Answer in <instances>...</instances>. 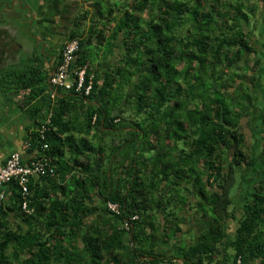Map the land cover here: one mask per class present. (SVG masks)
I'll use <instances>...</instances> for the list:
<instances>
[{
  "label": "trees",
  "instance_id": "1",
  "mask_svg": "<svg viewBox=\"0 0 264 264\" xmlns=\"http://www.w3.org/2000/svg\"><path fill=\"white\" fill-rule=\"evenodd\" d=\"M87 2L67 35L78 42L70 69L85 70L81 91L49 84L64 44L52 67L36 55L0 64V95L20 94L15 106L36 126L27 149L50 157L55 169L29 178L30 213L19 187L5 186L0 264H164L154 210L173 219L170 236L180 229L178 212H192L197 240L180 250L189 264H211L233 224V264H264V113L253 115L262 135L250 155L242 122L251 120L262 82L264 0ZM65 149L71 166L61 172ZM247 166L257 169L246 182ZM94 194L118 204V214L107 209L116 224L87 225L97 207L85 201Z\"/></svg>",
  "mask_w": 264,
  "mask_h": 264
},
{
  "label": "crops",
  "instance_id": "2",
  "mask_svg": "<svg viewBox=\"0 0 264 264\" xmlns=\"http://www.w3.org/2000/svg\"><path fill=\"white\" fill-rule=\"evenodd\" d=\"M52 1L53 3H55L56 1H57L56 3L59 2L58 0L37 1L38 2L37 3L38 5L36 7L37 12H35V17L37 22L36 31L38 32V34L43 36L44 38L43 42H45V44L50 47L49 53L46 54L45 52L43 53V56L44 57L46 56L49 59L48 61H46L45 64L51 67L53 66V61H54L53 59L57 56L59 49L67 41L66 40L67 38H61L54 31L55 29L52 30L51 28H49V25L54 23L50 17L49 11H47L45 8H47L49 2L51 3ZM57 6L58 4L55 5V7ZM54 43L58 44L57 48H55ZM14 51L15 50H11L10 54L17 53L18 50H16L15 52ZM3 52L0 51L1 65L3 64V61L6 62L9 57L7 51H5L4 53ZM258 55L264 56V46L262 47L258 46ZM36 57L39 58L38 54H36ZM15 58H16L15 61H17L19 57L17 56ZM5 64L7 63H4L3 65ZM106 67L107 65H104V67H102L95 73L98 81H101L104 72L106 70ZM261 77H262L261 85L254 88L256 101L254 102V107L250 109L251 112L250 121L257 120L256 118L253 117L254 114L257 117V115H259L260 113L262 114L264 113V88H263L264 69ZM54 93L52 94L54 95ZM19 95L20 94L9 93L8 97L0 96V106H2L0 107V111L2 110V108L4 109L3 114L0 116V164L4 163V161L8 158V156L13 152H20L23 162L29 161L31 158H34L36 155L40 153L38 149L30 150L24 147L25 143L28 141L29 134L32 132L33 129L36 128V126L34 125L32 119L27 117L25 113L18 108V106L17 107L15 106V104H17L16 101L21 100ZM60 96H62V94H60ZM51 104H53V102ZM9 112H12L13 114L11 118L9 117ZM48 112L49 110H47L45 107L41 115L38 116L39 121L40 119L43 118L42 115L45 116L47 115ZM84 113L85 112L79 113V115L82 117V120L83 117H85ZM63 152L65 155L64 157H62L61 160L66 159V161H63L64 163L61 164V166L59 167L61 169L60 170L61 172H63V169H68L71 166V160H68L67 158L72 157L67 149H65ZM79 160L84 161L85 157L82 155L80 156ZM83 174L84 173H81L79 174V176L82 177ZM64 177L65 179L68 177L70 178L69 173H67ZM158 195L157 198H161L158 197ZM85 203L89 207L90 206L97 207L96 211L88 217L90 220L87 221V225L91 221H95L100 225H107V224L114 225L117 223V219H115L113 215H111L109 211H107L106 202L100 195L98 194L91 195L90 199L86 200ZM12 216H14L15 218L14 214H12ZM178 218L182 219V221L179 223L180 229L175 234L170 236L171 230H173L170 228H172V226L174 227L175 224L174 222H172L173 219L169 217L166 213L160 212L159 210H154L151 217V221L154 222V224L157 227V231L155 232L154 235L155 238L154 247L156 252L161 254V256H163L161 262H163L164 264H189L184 260V258H182L180 250L181 248H188L192 246L197 240L198 231L195 226L196 223L192 215V212H184V211L178 212ZM235 229H236V225L234 224L233 226L231 225L227 226L226 236L223 238L222 243L219 246L220 252L214 258L211 264H233L234 262L233 259L236 253V247L234 244ZM143 246H144L143 248L148 249L146 247L149 246V242L148 241L145 242ZM144 258L145 256L139 258V260H143ZM150 258L151 257H149V259ZM128 264H139V262L136 259H132Z\"/></svg>",
  "mask_w": 264,
  "mask_h": 264
},
{
  "label": "rangeland",
  "instance_id": "3",
  "mask_svg": "<svg viewBox=\"0 0 264 264\" xmlns=\"http://www.w3.org/2000/svg\"><path fill=\"white\" fill-rule=\"evenodd\" d=\"M58 1V3H56L57 1L55 3H53V1L51 3L49 2L48 7L45 8L47 11H49L50 17L55 24L49 25V28L52 30L55 29L54 31L61 38H67L68 32L72 27V23L76 19L75 17L82 9H86L88 7V2H85L92 0H84L85 2L82 0ZM56 4H58L57 7H55ZM37 5V1L35 0H0V51H7V54L9 55L8 60L6 62L3 61V64L14 62L16 60L15 57L17 56L24 60V58L27 56H31V59H33V57L38 54V57L42 59L44 52L45 54L49 53L50 47L47 46L45 42H43V36L38 34L36 31L37 22L35 12H37ZM54 45L55 48H57L58 44L54 43ZM92 48L93 50H97L95 45H93ZM11 50L18 51L17 53L10 54ZM100 53L105 56L104 52ZM99 57L96 58L95 62L99 61ZM3 110L4 109L2 108L0 111V116L3 114ZM12 115V112H9L10 118ZM242 122L244 131L246 133L247 143L251 147L249 152L250 155L254 149L253 144L257 143L256 149L260 145L261 126L256 130V121H249L247 118H243ZM256 136L258 140H255ZM257 158L259 161V155ZM255 169L257 168L254 166L246 167L244 181L247 182L250 180L251 175L256 173ZM239 183L240 179L238 176L234 186L230 191V196L232 198H234L237 194ZM240 187L242 189V186Z\"/></svg>",
  "mask_w": 264,
  "mask_h": 264
},
{
  "label": "built area",
  "instance_id": "4",
  "mask_svg": "<svg viewBox=\"0 0 264 264\" xmlns=\"http://www.w3.org/2000/svg\"><path fill=\"white\" fill-rule=\"evenodd\" d=\"M77 50L78 42L76 40H70L64 44L62 51V62L57 65L56 69L52 71L48 80L51 86L55 88H62L64 90L75 88V91L77 92L83 89L85 83V70L81 69L78 72H72L70 69L74 52ZM72 73L77 75V80L71 79ZM92 81L93 74L88 76L87 85L84 88L85 95L89 93ZM51 96H53V94ZM44 130L45 128L42 127L40 130L41 135L43 134ZM24 147L27 149L29 147V143H26ZM43 149H47V144L43 145L42 150ZM54 173L55 169L52 165L51 158L46 155L42 154L40 157H34L33 159H30L28 163H24L21 160L20 152L11 153L6 159L5 163L0 164V202L8 198V191L5 189V186L8 183L13 182L19 187L20 190V203L22 210L26 213H30L32 210L28 208L27 200V195L29 193L27 183L29 178H37ZM106 207L112 213H119V206L116 203L107 202ZM137 218V215L131 217L132 220ZM126 225L127 224H125V226Z\"/></svg>",
  "mask_w": 264,
  "mask_h": 264
},
{
  "label": "clouds",
  "instance_id": "5",
  "mask_svg": "<svg viewBox=\"0 0 264 264\" xmlns=\"http://www.w3.org/2000/svg\"><path fill=\"white\" fill-rule=\"evenodd\" d=\"M66 42H67V41H66ZM66 42H65V43H66ZM65 43H64V44H65ZM261 135H262V134H261Z\"/></svg>",
  "mask_w": 264,
  "mask_h": 264
}]
</instances>
